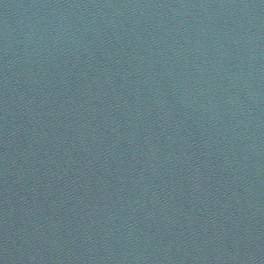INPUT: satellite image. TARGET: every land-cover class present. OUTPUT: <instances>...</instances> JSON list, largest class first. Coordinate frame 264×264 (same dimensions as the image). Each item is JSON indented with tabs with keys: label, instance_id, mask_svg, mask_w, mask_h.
I'll return each instance as SVG.
<instances>
[{
	"label": "water",
	"instance_id": "95a60500",
	"mask_svg": "<svg viewBox=\"0 0 264 264\" xmlns=\"http://www.w3.org/2000/svg\"><path fill=\"white\" fill-rule=\"evenodd\" d=\"M0 264H264V0H0Z\"/></svg>",
	"mask_w": 264,
	"mask_h": 264
}]
</instances>
